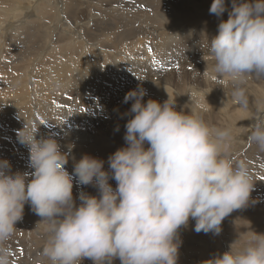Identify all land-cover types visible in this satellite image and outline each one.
Masks as SVG:
<instances>
[{
	"label": "clouds",
	"instance_id": "obj_1",
	"mask_svg": "<svg viewBox=\"0 0 264 264\" xmlns=\"http://www.w3.org/2000/svg\"><path fill=\"white\" fill-rule=\"evenodd\" d=\"M226 11L225 0H213L209 9L217 18ZM207 50L220 77L236 83L247 75L264 78V0H232ZM146 95L138 86L124 97V103L133 102L125 126L127 146L109 156V171L103 160L84 155L70 174L67 155L55 139H37V130L26 124L18 131L33 171L9 174V162L0 161V264H10L6 242L17 231L26 203L41 218L38 224L47 225L41 256L49 264H82L84 259L177 264L179 230L190 219L197 233L219 235L223 220L248 205L253 177L245 163L234 164L227 156L230 130L210 128L168 101L144 103ZM233 96L246 107L242 88ZM250 128L248 141L264 152V119ZM109 179L116 181L115 189ZM74 180L95 187L98 195L80 192L77 206ZM241 239L203 264H264V234L252 232L234 251Z\"/></svg>",
	"mask_w": 264,
	"mask_h": 264
},
{
	"label": "bare ground",
	"instance_id": "obj_2",
	"mask_svg": "<svg viewBox=\"0 0 264 264\" xmlns=\"http://www.w3.org/2000/svg\"><path fill=\"white\" fill-rule=\"evenodd\" d=\"M122 1L123 0H118V5H120L122 3ZM138 1L139 0H129V1H124L123 2L124 3V9L128 11V13H126V14L114 13V12H112L110 10L104 11V10L100 9V11L97 12L99 14V16H100V20L96 21V22H93V23L91 22L92 23V28L91 29L89 28L88 30H86V28H84L82 26L81 19L76 16L75 10L77 8H80V6H81L77 2H80V1H75L73 3H69L66 7H64V10L67 11L66 13L70 14V16H71L70 18L72 20H76V18H77V21H76L77 22L76 26H78V27H76L77 32L79 31V34L81 35L82 30L84 29L83 33L86 34L85 38H81V36H78L81 39V42L78 43V40L77 41H71L70 38H69L71 35L70 34H66L67 37L69 35L68 38L66 37V40L68 41V44H69V47L66 49V51L69 50L70 48H72V50L75 51V52L73 51L74 53L70 54L69 52H67L69 54H66V58H65L63 56L64 54L62 55L58 51L57 48H53L52 50H47L46 49V51H44V52H42V54L38 55V59L35 61V63L39 62L40 60H41V63L37 64L36 67H34L31 63L29 64L27 62L29 64V69L32 70V71H34V70L38 71L39 70L41 72H42V70L46 69L47 70V74H51L52 77H56V76H58V74H64L68 70V69H66L63 66H62L63 68L61 69V65H66V64L70 65V64H74V63H82L83 64L85 60H88L91 63V60H93L92 59V55L94 56L93 51L90 52V50H89V52H87L86 50H87V48H91L92 47V49H94L97 52V55L99 56V59H98L97 56H94V57H97L96 59L99 60L98 62L95 60L97 63H100V61H102V58L105 56L106 58H108V60H110V63L108 65L110 68H111V66H113V67L116 66V68H114L115 70H113V71L111 70L110 72L108 71L109 72L108 75H104V76H108L109 78H103V79H106V80H108V79L109 80H113L115 77H119V75H123L126 72L127 67L125 69L124 66L126 65V63L123 61V59L125 61H126L125 58L130 59V60L132 59L131 57L117 58V56L120 55V54H126L127 55V53H128L127 51H125L124 48H122L123 47L122 43L128 41L127 45H130L129 48L132 49L130 51V52H132V55L135 58L137 57V59H139V58L140 59H145L144 56L147 55V53H142L141 52V48L144 45L143 43H144L145 40H149V39L152 40L153 37H154L153 39H155L154 41H157L156 40L157 37H160V42L157 41L158 42L157 43V48H158V50H160V52L158 51V53H160L159 55L162 56V60H164V61H166L167 58L168 59L169 58H174V56H172V55L176 56L178 53H180L181 55L186 56V57L190 54V59L194 55H197V59H196L195 63L201 62V60H203L202 58H204L206 56V53L208 52L207 43H206V33L204 34V36L202 38V42L200 43L201 46H200L199 50L197 52H195V53H193L192 51L190 52L186 48V42H187V45H189L190 42H192L191 38H190V32H195L193 30H196L197 36H201L202 35L201 32L203 33L204 31H200L201 30L200 28L203 26V22L202 21H203V19L205 17H208L211 20H218L219 18H217L214 14H210V12H205L204 15H201V13H198L196 15V17H193V16L189 15V10L188 9H185L186 13L184 14L182 11H180L179 9H176L174 6H172V7L170 6L171 8L168 9V10H165V9L162 10L160 8V6H161L162 2L163 1L165 2L166 0H163V1H160V0H150V1L149 0H142L143 3L142 2L139 3ZM98 5H99V3H98ZM97 7H99V6H97ZM153 7H158V8L154 9ZM118 8H119V6H118ZM25 11H26V13L30 12L27 8H25ZM40 13L43 14L42 12H40ZM60 16H61V14H60ZM17 19H20V16L17 17L15 20H17ZM139 19H143L147 26H153V27H155L157 29H161L163 27L164 30L161 33H158V34L150 33L148 30L144 31L143 29H141L137 25V21ZM62 20L64 21L63 18H62ZM18 21H20V20H17V22ZM217 25H218V22L215 23L216 27L214 29V34L211 37V39L215 35H217V27H218ZM177 34H181V35L179 37H176L175 35H177ZM192 34H194V33H192ZM16 35L18 36L19 33H17ZM21 35H22V33H21ZM40 35H42V34H40L36 30V28H35V30H32V28H31V31H29V32L27 31V33H25L24 36H26V37L22 41L25 42V40L29 39V40H32L34 43H36V42L38 43L39 41H41L40 40V38H41ZM2 37H4V36H1V38ZM118 37H121L122 40H119ZM22 38H20V39H22ZM73 38H75V37H73ZM10 40H13V38H10ZM5 42H8V40L5 41ZM13 42H16V41H13ZM8 43L12 44L10 42H8ZM40 43H42V42H40ZM60 43L61 42H59V44ZM39 44H37V46ZM26 45H28V44H26ZM147 45H148V43H147ZM153 45H155V44H153ZM84 47L86 48L85 51L83 50ZM0 48H4V47H0ZM62 48L65 49V46H62ZM18 49H20V48H18ZM27 49H29V48H27ZM81 49H82V51H81ZM121 49H123L124 52H122ZM139 50H140V52H139ZM149 50H150V48H149ZM32 51H33L32 54H35V52H34L35 48H32ZM49 51L51 53L46 55V53H48ZM155 51L156 50H154V52ZM4 52H6V51H4L3 49L0 50V60H2L1 57L4 56ZM77 52L80 53L79 56H78L79 53L77 54ZM154 52H152V53H154ZM169 52H171V53H169ZM44 55H46L45 58H44ZM207 55H208V53H207ZM127 56H129V55H127ZM81 57H83V58L81 59ZM159 58L161 59V57H159ZM152 59H153V56H152ZM25 61L26 60L24 59V62ZM103 62H104V59H103L102 63ZM113 62H115L116 64H114ZM142 62H144V61H142ZM20 63H21V61H20ZM102 63H100V64H102ZM124 63H125V65H124ZM75 65L76 64H74V66ZM129 65H130V63H129ZM77 66H79V65H77ZM84 66H85V64H84ZM90 66H92V65L88 64V67H90ZM94 66L92 68H96ZM137 66L140 67V65H137ZM5 67H7V64L4 63V62H1L0 68L1 69H3V68L6 69ZM8 67L10 68V64H9ZM17 67L18 68H16L14 71H19L21 69V65H17ZM55 67H58L60 69V71L57 70V72H59L57 74L56 73L54 74V70L53 69ZM135 67H136V65H135ZM133 68H134V66H133ZM198 68L200 70L196 69V71H193L191 73L186 71L185 69L181 70V73L178 74L177 77H179L178 79L181 80V81H182L183 78H185L184 81H183V85L180 84V82H177L178 79L176 81H174L173 79H171L172 77L171 78H168V77L166 78L165 77L164 79H160L161 81H159V79H158V81L155 83V85H150L148 87L144 86L145 88L142 87L147 92V95L144 97L143 102L146 103L149 99H151V100H154V101H157V102L163 104L164 102L168 101L169 104H174L175 110L178 111V112H184L185 114H189L188 110H195L196 115L198 117L202 118L205 121V123L207 125H210V126L218 125V123L221 122L222 119L226 120L228 125H230V130L232 129L233 131H237L239 129L247 128L246 126H247V124L250 121H252V124H253L255 121H259L261 119H264V97L262 95V94H264V88H262L261 93L258 94V96L256 98H254L252 96H249V95H247L245 97V99L247 101L246 107H244V106L241 107L240 104L237 103L236 99L234 100V97L232 95L228 99V101L225 102V104H226V112L227 113H223L224 114L223 115V114H221V111H220L221 109L216 106L217 105L215 103L216 101H214L210 97L211 95H209V94L211 92L209 94L208 93L207 94H205V93L203 94V92H202L203 90H202L201 87L204 86L206 88H210L212 91L213 90H218V91H224L225 90L226 92H229V93L233 94V92H234V90L236 88L233 87L232 84H234L235 82H233V81L231 82V78H227V76H224L225 79H223L221 81L222 82L221 84L219 82H214L213 79H219V76L215 72L214 68H213V70L211 72L210 71L209 72H205V70L207 71V66L206 67H200L199 66ZM74 69H72L73 73L76 70V69L75 70ZM96 69H98V68H96ZM111 69H113V68H111ZM78 70H80V69H78ZM99 70L98 71L96 70V72L98 73ZM10 71H13V69H10ZM92 71H93V69H92ZM94 72H95V69H94ZM2 73H3V71L1 70L0 74H2ZM19 73H20V71H19ZM112 73H114L115 76H113ZM30 74H31V72H30ZM35 74L36 73H34L33 76H35ZM44 74L45 73H43V75ZM103 74H105V73L103 72ZM143 74L144 73H141L140 84L142 82ZM191 74H195L194 76H196V75H200L201 76L200 78H195L194 77L195 78L194 82L196 83L195 87H197L198 90H196V89H187V87H184L187 79L189 77L192 78ZM147 75L150 76V73L147 74ZM27 76H29V75H27ZM81 76H82V74H81ZM99 76L101 77L103 75L100 74ZM45 77H46V74H45ZM74 77H73V79L75 80L76 78H74ZM35 78L37 79V76ZM248 78H251L254 81L259 79L255 75H247V76H245L244 80H247V82H248ZM52 79L53 78H51V77L50 78L47 77V79L45 80L46 83L48 82L47 86L45 85L46 83L43 84L44 83L43 80L41 82H39V81L36 82L34 84V87H33L34 91L36 93L40 88H42L43 90H49L50 86H51L53 91L55 92V95H57V97H55V100H58L59 98H61L62 106L59 105L60 107H55L57 109H49V112L47 114H46V112H43V110H41L42 108L40 109V107L46 108L47 105H46V107L45 106H40V107L38 106L36 108V110H35V111H37V113L36 114L34 113L35 114L34 115L33 114L34 111H33V109H31V105L32 104L30 103L31 105H29V103L27 102V101H29V99L28 100L26 99V98H28V97H26L28 91H26V92L22 91L23 92V96H21V95L20 96L23 97L24 100L20 99V102L19 101L16 102V104H14V108L13 109H16L18 107L19 108L22 107L25 110L28 109L26 111L24 110V112H25L24 114L27 117V119L24 120V121H25V124L30 126L33 130H37V134H36V138L37 139L53 138L56 141H59V143H62V145L59 146L60 147V151L62 153H63V151L67 150V147H69L71 145H75V150L73 149L74 153L69 158H67L68 159V163L65 165L66 170L70 174L73 173L74 164L76 162H78L84 155H89V156H92L94 158L103 160L104 161V167H105L106 164L108 165L109 156L114 154L118 149H121V148L127 146L125 141L122 143L121 141L113 142V141H109V140H106V139L101 140L100 138H102V136H103V135H101L103 131L101 133L98 131L100 133V135H99L98 138H94V140L91 139L92 136L89 139H85L80 134H78L77 132L76 133L73 132V131H69L68 132L67 129H65L61 125L62 123H61V118L60 117H61V112H62L63 108L66 107V106L72 107V106H74V105H76L78 103V100L83 99L82 98L83 97V93L85 91L89 90L91 83H90V85L87 84L86 86H84L82 84H79V85H77V86H75L73 88L67 89L66 86L68 85V81L63 83V84L56 83V82L54 83L53 82L52 85H50L49 82H51ZM58 79L59 78L57 77V80ZM60 79H61V77H60ZM62 79H64V78H62ZM69 79H71V78H69ZM226 79H230V81L228 82ZM2 80H3V78H2ZM6 80L9 81L10 79H6ZM74 80H72V81H74ZM59 81H63V80H59ZM59 81H57V82H59ZM77 81L75 83H80V81H78V82ZM239 83L240 84L239 85L237 84V86L242 88V89H243V86H250L251 85V82H248L247 84L245 83V85H244L243 84L244 83L243 80L241 82H239ZM39 84H43V87H39L40 86ZM109 84H110V82H109ZM116 84L117 83H115V85ZM187 84H186V86H188ZM169 85L173 86L172 88H174V87L175 88L172 89V88L169 87ZM63 89H66V92H65V95L62 97L60 95V93H61V91ZM91 90H93V89H91ZM243 90H244V93L249 94V92L247 91V88H244ZM39 92H41V90ZM102 92H104V91H102ZM96 94H98V93H96ZM4 95H6V94H4ZM24 95H26V96H24ZM5 98H6L5 100H6L7 104H8L9 103V100H8L9 98L8 99H7V97H5ZM68 98H71V99H68ZM182 99L185 101L184 104H180V102H179L180 100L182 101ZM25 100H27V101L25 102ZM46 102H49L48 104H50V103L52 104L51 101H44V104ZM177 102H179V104ZM182 103H183V101H182ZM41 104H43V103L41 102ZM128 104H130V103H128ZM125 105H127V104L125 103ZM57 106H58V104H57ZM83 108H84V106L82 105L81 109H83ZM121 108L124 109L123 106ZM222 110H223V108H222ZM7 111H6V113H7ZM13 111H18V110H13ZM118 111H119V109H118ZM120 111H122V110H120ZM123 111H125V109ZM241 112H243L242 113L243 115L241 114ZM0 113H2V112H0ZM6 113H5V115H6ZM126 114L127 113H123L120 117H123V119H124V118H126V116H125ZM5 115H3V116H5ZM9 115L10 114L8 113V116ZM18 115H22V114L20 113ZM193 115H194V113H193ZM222 116H224L225 118H223ZM19 119H21V118H19ZM6 120H7V118H6ZM2 121H4V119ZM127 122H128V119L126 118V122L125 123H127ZM0 123H2V122H0ZM20 123L18 124V122H17L16 124H18L19 126L24 124L22 122V124L20 125ZM110 123H112V122H110ZM120 123L117 122V126L114 125V124H110V125H113L114 127L112 126V128H109L107 131L112 133L115 129H117L115 127L119 128L121 126ZM215 123H216V125H215ZM13 124L14 125L7 124V125H10V126L6 127V128H0V142L2 141V139H5L3 137H5L7 135L11 139L16 138V140L15 139H14L15 141L12 140L13 142L11 141L12 143L10 142V144H6V143L3 144L2 143L0 145V146H3L2 150L0 151V161L6 160V161L9 162V164H10V169L8 170L9 174H15V173H21V174L29 173L30 174L33 171V169H31V167L29 166V151H28V148L25 145H22L19 142L17 133H15V132L19 131V129H16V127H15L16 124L15 123H13ZM54 126H55V129L53 130V132L51 131L52 134H50V130ZM98 128H97V130H98ZM21 129L22 128H20V130ZM250 131H251V128H250L249 132ZM116 132H119V131H115V133ZM239 133H241V132H239ZM70 135L73 136L74 139H73V137L72 138L69 137ZM232 137H233V135H232ZM245 137H246V135H245ZM247 139H248V137H247ZM232 143H233V141H232ZM61 146H62L63 151L61 149ZM71 148H72V146H71ZM68 150H69V148H68ZM253 151H254V153L252 152L253 154H251V153L247 154V157L250 160H252V161H253V158L255 156L258 157L260 155V151L258 150L257 146L253 149ZM263 154H264V152H262V156H263ZM253 163H254V165H260L261 164V162L257 161V160H254ZM260 167H262V166H260ZM263 167H264V165H263ZM260 170L261 169H259V171ZM28 179H31L30 175H29ZM257 180H259V179H257ZM260 183H261V180H260ZM73 184H74V186H73V198H74L77 206H79V203H80V201L78 199V196H79L80 192H84L85 194H88V195H91V196H97L98 195V190L95 187L91 186V185H89V186H78L75 180L73 181ZM115 185H116V181H115ZM258 188H260V187H258ZM260 190H262V189H260ZM263 194H264V192H263ZM248 216H255V217H257V220L256 221L255 220L254 221H252V220L251 221H247V217ZM229 218H233V219H237L238 220L236 222V226L234 228L229 227V225L232 224V223H228V222L232 221V220L228 221L227 219H229ZM40 219H41L40 217H38L37 215L34 214V212L31 211L30 205L28 203H26L25 207H24L23 218H22L21 221L17 222V224L15 225L17 231L13 234V236L10 238V240L6 242V246L11 249L12 254L16 253L17 256L18 255H20V256L24 255L25 253L23 251H20V249H25L27 247V245H29L30 242L35 241L37 238L40 239L41 237H43V236H41L39 234L33 236L32 228H31L32 227V225H31L32 222L38 221ZM223 225L225 226L226 231H227V233L230 236L229 237L230 238V244L229 245L226 244L225 252L229 250V246L238 237H242V239L236 245L234 251L240 250V248L243 246L244 242L247 241L250 238L252 232H255L257 234H264V196L263 197H257V196H253V195L250 196L248 205L245 208H242V209H239V210H235L233 213H231L228 217H226L223 220V222L221 224V228H222ZM37 229H39V228H37ZM182 233H184V232H182ZM244 233H247V235H242ZM179 236H181V235H179ZM218 239H219V235H215L213 233L205 234L203 232L197 233L194 230V228H191V230H189V233L187 235H185L182 239L179 238V240H181V241L183 240V243L181 242V244L185 245V249L188 252V255L186 256V258L188 257V259H186V260H188L187 264H203L204 261L212 259L215 255L220 254V252H218L220 249L216 248V246H218L217 244L219 243ZM180 247H181V245H180ZM220 247H222V246H220ZM17 256L15 255V258ZM182 259L183 258L180 255V252L178 250L177 264H183ZM89 260H88V262L86 261L87 264H93V262L89 261ZM199 260H200V262H199ZM36 262H38L39 264H49V261L46 258H44V257H42L41 260H36ZM12 263H14V262H12ZM17 263H19V262H17ZM82 263H84V262H82Z\"/></svg>",
	"mask_w": 264,
	"mask_h": 264
},
{
	"label": "rangeland",
	"instance_id": "obj_3",
	"mask_svg": "<svg viewBox=\"0 0 264 264\" xmlns=\"http://www.w3.org/2000/svg\"><path fill=\"white\" fill-rule=\"evenodd\" d=\"M75 1H80V2H77V3L79 5H81V6H80V8H77L75 10V12H76V16L81 19V21H82L81 24H82V26L84 28H86V30H88L89 28L90 29L92 28V23L93 22H96V21L100 20V16L97 13V12L100 11V9L104 10V11L110 10V11H112L114 13H122V14L128 13V11L124 9V3L123 2L124 1H129V0H123L120 5H118V0H105L106 2L104 0H103L104 2L102 0H89L90 2L88 0H24V1L23 0L22 1L21 0H0V47H4V48H0V50L3 49L4 51H6V52H4V56L1 57L2 60H0V65H1V62H4V63L7 64V67H5L6 69H4V68L1 69L0 68V71L1 70L3 71V73L0 74V112H2V113H0V122H2V123H0V128L9 127L10 125H14L13 123L16 124L17 122H18V124L21 122L20 125L22 124V122L24 124L21 125V126L16 124L15 125L16 129L20 130V128L24 127V125H25V121L24 120L27 119V117L24 114L25 113L24 112L25 109H23L22 107H20L21 109L19 107L16 108V109H13L14 108V104H16V102H18V101L20 102V99L24 100V98L21 97V96H23V92L22 91H25V92L28 91L27 92V96L26 95H24V96L28 97L26 99L27 100L29 99V101L25 100V102L27 101L29 103V105L32 104L31 105V109H33V111H34L33 114L37 113V111H35V110H36V108L38 106L39 107L40 106H45L46 107V105H47L46 108L40 107V109L42 108L41 110H43V112H46V114L49 112V109H57L55 107H60L59 105L62 106L61 98H59L58 100H55V97H57V95H55V92L53 91L51 86H50L49 90H43L42 88H40L36 93L34 91L33 87H34V84L36 82H38V81L41 82L45 78L43 80L44 81L43 84H45L46 83L45 80L47 79V77L48 78L51 77L53 79H52L51 82H49L50 85H52L53 82L54 83L56 82V83L63 84V83L68 81V85L66 86L67 89L73 88V87H75V86H77L79 84H82V85L86 86L87 84L90 85V83H91L89 90H87V91H85L83 93V97H82L83 99L78 100V103L76 105L72 106V107L66 106V107L63 108V110L61 112V117H60L61 118L62 127L67 129L68 132L69 131H73L75 133L77 132L78 134H80L85 139H89L92 136L91 139H93V140H94V138H98L100 133L103 131L102 134H101L103 136H102V138H100L101 140L106 139V140L113 141V142L121 141L123 143L125 141L124 140V136L126 134V127H125L126 124H127V123H125L126 122V118L128 120L132 118V116L129 115V110H130L129 108H131L130 106L132 105L133 102L129 101L128 103H130V104L126 103L127 105H125V103H124V97L129 91L136 90L138 88V86H141V87L145 88V87H148L150 85H155V83L158 81V79H159V81H161L160 79H164L165 77L166 78L167 77L168 78L172 77L171 79L176 81L179 78V77H177L178 74H180L181 70H184V69L191 73L193 71H196V69L200 70L198 68L199 66L200 67H206L207 66V71L205 70V72H209V71L211 72L213 70V68H214V63L215 62L209 55H207L208 52L206 53V56L204 58H202L203 60H201V62H198V63H195V61L197 59V55H194L190 59V54L186 57V56L181 55L180 53H178L176 56L172 55V56H174V58H169V59L167 58L166 61L162 60V56L159 55L160 53H158V51L160 52V50H158V48H157V43L160 42V37H157V39H156L158 42L154 41L155 39H153L154 38L153 37L152 40H150V39L149 40H145L144 43H143L144 45L141 48V52L142 53H147V55L144 56L145 59H140V58L137 59V57L135 58L132 55V52H130L132 49L129 48L130 45H127L128 41L122 43V45H123L122 48H124L125 51L128 52L127 55H129V56H127L126 54H120V55L117 56V58L131 57L132 59L130 60V59L125 58L126 61L123 59V61L127 65L126 66L125 63H124L125 69L127 67L126 72L123 75H119V77H115L113 80H109V79L106 80V79H103V78H109L108 76H104V75H108V73L111 70L112 71L115 70L114 68H116V66H114V67L111 66V68H113V69H111L108 66L109 63H110V60H108V58H106L105 56L102 58V61L104 59V62L102 63V61H100V63H102V64L97 63L99 61L98 60L99 56L97 55V52L94 49H92V47L91 48H87L86 51L87 52H89V50H90V52L93 51L94 56H97L98 59H96L97 57H94L92 55V59L93 60H91V63H90V61L85 60L83 64L82 63H74V64H76L75 66H74V64L61 65V69L63 67H65L68 70L64 74H58V76H56V77H52L51 74H47V70L46 69L42 70V72L39 71V70L38 71L37 70H34V71L30 70L29 69V64L30 63L34 67H36L37 64L41 63V60L39 62H36V63H35V61L38 59V55L42 54V52L46 51V49L47 50H52L53 48H57L58 51L62 55L64 54L63 56L65 58H66V54L74 53L75 51L72 50V48H70L69 50L66 51V49L69 47L68 41L66 40V37H67L66 34H70L71 35L70 37L68 35V37L70 38L71 41H77L78 40V43L81 42V39L78 36H81V38H85L86 34L83 33L84 29L82 30L81 35L79 34V31L77 32V29H76V27H78V26H76L77 25V22H76L77 18H76V20H72L70 18L71 17L70 14L66 13L67 11L64 10V7H66L69 3H73ZM160 1H163V0H160ZM238 1L241 2L240 0H237V3H239ZM138 2L139 3H141V2L143 3L142 0H139ZM212 2H213V0H166L165 2L164 1L162 2L160 8L162 10L163 9L168 10L172 6H174L176 9H179L184 14L186 13L185 9H188L189 10V15H191L193 17H196V15L198 13H201V15H204L205 12H209V9H210V6H211ZM98 3H99V5H98ZM97 6H99V7H97ZM118 6H119V8H118ZM225 7H226V9L228 11H231L232 0H225ZM25 8H27L30 12L26 13ZM153 8L156 9L158 7H153ZM228 11H226L223 14V16L220 17L218 20H211L210 18L205 17L203 19V21H202L203 22V26L200 28L201 29L200 31H204V32L203 33L201 32V34H202L201 36H197L196 30H193L195 32H190V38H191L192 42H190L189 45H187V42H186V48L190 52L191 51L193 53L197 52L199 50L200 46H201L200 43L202 42V38H203L205 33H206V43L208 45V41L210 42L211 37L214 34V29L216 27L215 23L218 22V24H219L221 19L227 20ZM40 12H42L43 14H41ZM60 14H61V16H60ZM19 16H20V19H17V20H20V21L17 22V20H15V19L17 17H19ZM62 18L64 19V21L62 20ZM137 25H138V27H140L144 31L148 30L150 33H154V34L161 33L164 30L163 27L161 29H157V28H155L153 26H147L143 19H139L137 21ZM31 28H32V30H35V28H36V30L40 34H42V35H40L41 36V38H40L41 41H39L38 43L37 42L34 43L32 40H29V39L25 40V42L22 41L26 37V36H24L25 33H27V31L28 32L31 31ZM17 33H19V35H20V36L18 35L19 37L16 35ZM21 33H22V35H21ZM192 33H194V34H192ZM180 35L181 34H177L175 36L179 37ZM1 36H4V37L1 38ZM21 36L22 37L24 36V37L22 38ZM73 37H75V38H73ZM10 38H13V40H10ZM20 38H22V39H20ZM118 39L122 40L121 37H118ZM7 40H8V42H10L12 44H9L8 42H5ZM13 41H16V42H13ZM40 42H42V43H40ZM59 42H61V43L59 44ZM147 43H148V45H147ZM26 44H28V45H26ZM37 44H39V45L37 46ZM153 44H155V45H153ZM62 46H65V49H63ZM18 48H20V49H18ZM27 48H29L30 50L27 49ZM32 48H35V51H34L35 54H32V52H33ZM149 48H150V50H149ZM85 49L86 48L84 47L83 50L85 51ZM154 50H156L157 52L155 51L156 52L155 53ZM81 51H82V49H81ZM121 51L124 52L123 49H121ZM67 52H69V53H67ZM139 52H140V50H139ZM152 52H154V53H152ZM49 53H51V52L49 51L48 53H46V55H48ZM78 53L79 52H77V54ZM169 53H171V52H169ZM46 55H44V58L46 57ZM79 55H80V53L78 54V56ZM152 56H153V59H152ZM159 57H161V59ZM82 58L83 57H81V59ZM24 59L26 60L25 62H24ZM20 61H21V63H20ZM142 61H144V62H142ZM113 63L116 64L115 62H113ZM129 63H130V65H129ZM9 64H10V68L8 67ZM16 64L17 65H21V69L19 68L20 69L19 70L20 73H19V71H14L16 68H18ZM84 64H85V66H84ZM88 64L92 65V66L88 67ZM77 65H79V66H77ZM135 65H136L137 68L135 67ZM137 65H140V67L137 66ZM93 66L98 68V69L92 68ZM133 66H134V68H133ZM10 69H13V71H10ZM72 69H74L77 73L75 71L73 73ZM78 69H80V70H78ZM92 69H93V71H92ZM94 69H95V72H94ZM53 70H54V74L55 73L56 74L59 73V72H57V70L60 71V69L58 67H55ZM96 70L97 71L99 70V72L97 73ZM30 72H31V74H30ZM82 72L83 73L85 72L87 75L85 73L83 74ZM103 72L105 74H103ZM148 72L150 73V76L147 75V74H149ZM34 73H36L35 76H33ZM43 73L46 74V77H45V74L43 75ZM141 73H144V74L142 76V82L140 84ZM72 74L73 75L75 74L74 75L75 77ZM81 74H82V76H81ZM98 74L99 75L101 74L104 77L103 76L100 77ZM27 75H29L30 77L27 76ZM112 75L115 76L114 73H112ZM191 75H192V78L191 77H189V78L187 77L188 79H187L184 87H187V89H196V90H198L197 87H195L196 83L194 81H195V78H200L201 76L200 75H196L197 76L196 77V76H194L195 74H191ZM36 76H37V79L35 78ZM57 77L59 78L58 80H57ZM60 77H61V79H60ZM73 77L76 78V79L78 78L77 80L80 81V83H75L77 80L76 79L74 80ZM2 78H3V80H2ZM62 78H64V79H62ZM69 78H71V79H69ZM227 78H230V77H227ZM6 79H10V80L8 81ZM184 79L185 78H183L182 81L178 79L177 82H180V84L183 85ZM223 79H225V77H221L220 78V76H219V79H213V81L214 82H219L221 84L222 83L221 81ZM244 79H245V77L242 78V80L244 81V83H243L244 85H245V83L247 84L248 82H251L250 86H243V89L247 88V91L249 92V94L245 93V97L247 95H249V96H252V97L256 98L258 96V94L261 93L262 88H264V78H259V79L255 80V81L252 80L251 78H248V82H247V80H244ZM59 80H63V81H59ZM72 80H74V81H72ZM226 80L228 82L230 81V79H226ZM57 81H59V82H57ZM113 81L115 83H117V84L115 85V83ZM109 82H110V84H109ZM231 82H232V80H231ZM43 84H39L40 85L39 87H43ZM186 84L188 86H186ZM237 84L239 85L240 83H236L235 82L232 85H233V87L237 88L238 87ZM45 85L47 86L48 82ZM169 87L172 88L173 86L169 85ZM174 88H172V89H174ZM201 88L203 90L202 91L203 94L204 93L205 94H207V93L209 94L211 92L209 95H211L210 97L214 101H216L215 102L217 104L216 106L221 109V110L219 109L221 111V114L227 113L226 112V104H225V102H227L228 99L233 94H231L229 92H226L225 90L224 91H218V90H213L212 91L210 88H206L204 86H202ZM91 89H93V90H91ZM40 90H41V92H39ZM102 91H104V92H102ZM65 92H66V89H63L61 91L60 95L63 97L65 95ZM3 93L6 94V95H4ZM96 93H98V94H96ZM262 95L264 97V94H262ZM5 97H7V99L9 98L8 99L9 100L8 104H7L6 100H5L6 99ZM68 99H71V98H68ZM234 100H235V98H234ZM44 101H51L52 104L51 103L48 104L49 102H46L47 104L46 103L44 104ZM182 101H183V103H182ZM182 101L181 100L179 101L180 104H184L185 103V101L183 99H182ZM41 102L44 105L41 104ZM179 102H177V103L179 104ZM57 104H58V106H57ZM82 105L84 106L83 109H81ZM122 106L125 109V111H123L124 109L121 108ZM240 106L243 107L241 104H240ZM222 108H223V110H222ZM118 109H119V111H118ZM13 110H18L19 112L18 111H13ZM26 110H28V109H26ZM120 110H122V111H120ZM6 111H7V113H6ZM190 112L192 114L194 113V115H196L195 110H188L189 114H190ZM5 113H6V115H5ZM8 113L10 114L9 116H8ZM20 113L22 115H18ZM123 113H127L125 115L126 118H124V119H123V117H120ZM242 113L243 112H241V114ZM3 115H5V116H3ZM222 117L225 118L224 116H222ZM6 118H7V120H6ZM19 118H21V119H19ZM3 119H4V121H2ZM110 122H112V123H110ZM117 122L118 123H120V122L122 123V124L120 123L121 126L119 128L115 127L117 129H115L112 133L107 131L109 128H112V126H113V125H110V124H114V125L117 126ZM6 123L10 124V125H7ZM215 125H216V123H215ZM249 125H252V121H250L247 124V126H246L247 128L239 129L237 131H233L232 129L230 130V125H228L226 120L222 119V121L219 122L218 125H216V126L208 125V126L210 128H213V129H217L218 128V129H228V130H230V132L233 135V138L235 140L233 139V143L231 144V147H230V149L227 152V156L234 162V164L235 163H240V162L243 161V163H245L247 165L248 171H249L250 175L253 177V183H254V188H253V191L251 192V196L253 195V196H257V197H263L264 196V194H263V192H264V184H263L264 183V167H263V165H264V162H263L264 161V154L262 156V152L260 151V155L258 157L255 156L253 158V161L254 160L260 161L261 162L260 165H254L253 161L250 160L247 157L248 153H251V154L254 153L253 149L256 147L255 144L250 143L248 141V139H247V137L250 134V132H249V130H250L249 127L250 126ZM97 128H98V130H97ZM54 129H55V126L50 130V134H52ZM115 131H119V132L115 133ZM238 131L241 132V133H239ZM15 133H18V131L15 132ZM245 135H246V137H245ZM7 137H8V135L3 137L5 139H2V141L0 142V145L2 143L3 144L4 143L10 144V142L12 140L13 141L16 140V138H14L15 139L14 140V139H11L9 137L7 138ZM69 137L72 138L73 136L70 135ZM73 139H74V137H73ZM57 143H58L59 146L62 145V143H59V141H57ZM71 146H72V148H71ZM71 146L67 147L66 151H63L62 146H61V149H62L63 153L67 155V158H69L74 153L73 149L75 150V145H71ZM145 147H147V145H145ZM2 148H3V146H0V151L2 150ZM68 148H69V150H68ZM260 166H262V167H260ZM259 169H261V170L259 171ZM104 171H109V165L106 164V166L104 167ZM257 179H259V180H257ZM260 180H261V183H260ZM109 184L113 187V189L116 188L114 179H109ZM258 187H260V188H258ZM260 189H262V190H260ZM227 220L228 221L232 220L231 222L227 221L228 223H232V224L229 225V227H231V228H234L236 226V222L238 221L237 219H233V218H229ZM251 220L252 221H254V220L256 221L257 217L248 216L247 217V221H251ZM40 221H41V219L38 220V221L32 222V224H31L32 227L31 228H32L33 236L39 234V235H41L43 237H41L40 239L37 238L35 241L30 242L29 245H27V247L25 249H20V251H23L25 253L24 255H22V256L18 255L17 256L16 253L15 254L13 253L11 255L12 258L10 257V264H14L15 262H16L15 264H39L38 262H36V260H41L42 257H43V256H41V252H42V249L44 247V244H45V241H46V236H47V234H46L47 225L46 224H38ZM194 225H195V221L190 219L188 225L186 227H181V229L179 230V235H181V236L178 235L179 236L178 239L179 238L182 239L185 235H187L189 233V230H191V228H194ZM37 228H39V229H37ZM221 229L222 230H221V233L219 234V239H218L219 243L217 244L219 247L216 246V248L220 249L219 251L217 250L218 252H220V254L225 252L226 244L227 245L230 244V238H229L230 236L227 233L225 226L223 225ZM182 232H184V233H182ZM179 241H180V245H181V247H179V252H180V255L183 258L182 262H183V264H185V263L187 264L188 260H186V259H188V257L186 258V256L188 255V252L185 249V245L181 244V242L183 243V240L182 241L179 240ZM220 246H222V247H220ZM15 255L17 256L16 257L17 259L15 258ZM88 260L84 259V261H82L84 263H82V264H87ZM89 261H91V260H89ZM12 262H14V263H12ZM17 262H19V263H17ZM199 262H200V260H199ZM118 263L120 264L119 259H116V260L113 261V264H118Z\"/></svg>",
	"mask_w": 264,
	"mask_h": 264
}]
</instances>
